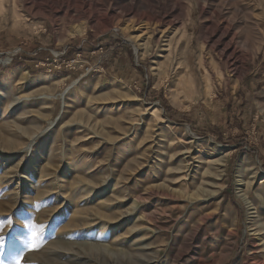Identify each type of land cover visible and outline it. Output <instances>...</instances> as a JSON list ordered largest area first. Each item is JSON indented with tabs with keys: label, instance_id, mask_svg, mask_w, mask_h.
Listing matches in <instances>:
<instances>
[{
	"label": "rangeland",
	"instance_id": "obj_1",
	"mask_svg": "<svg viewBox=\"0 0 264 264\" xmlns=\"http://www.w3.org/2000/svg\"><path fill=\"white\" fill-rule=\"evenodd\" d=\"M94 1L0 0V264H264V0Z\"/></svg>",
	"mask_w": 264,
	"mask_h": 264
},
{
	"label": "bare ground",
	"instance_id": "obj_2",
	"mask_svg": "<svg viewBox=\"0 0 264 264\" xmlns=\"http://www.w3.org/2000/svg\"><path fill=\"white\" fill-rule=\"evenodd\" d=\"M94 1V0H93ZM96 1V0H95ZM94 1V3H96ZM128 1V0H127ZM116 3L115 0H103V3L104 5L106 6L108 3H109V7H110V3ZM92 3V2H90ZM128 3V2H127ZM169 3H170V0H131V2L129 3V7H126V9L124 10L125 13H133L135 11V7H140V6H145V8H147L149 10L150 13L153 12L154 9H160L162 12L160 14H150L148 13V17L150 20L151 19H154V20H157L159 22H162L164 24H167V25H172L173 22L172 21H169L168 20V14L169 13H176V10L175 9V6H172L171 8H168L169 7ZM78 4V3H77ZM119 4V3H118ZM90 5V4H89ZM125 5V4H124ZM207 5V4H206ZM72 6V5H71ZM94 6L97 8L98 6L96 4H94ZM83 8V7H82ZM207 9V8H206ZM204 13H208L204 10ZM152 15V16H151ZM221 15V11L218 10V12L214 11L212 12V14H210L209 16V20H213L214 17L215 18H219ZM229 26V25H228ZM207 27V26H206ZM185 31V30H184ZM206 32H202V35L205 36V41L207 43L209 42H212L213 44V48L215 49H218L220 47V41H215L214 39V34L217 33L216 31H211L209 30L208 28L205 30ZM227 31V30H226ZM225 34V32H224ZM184 36H186L185 34H183ZM223 36V35H222ZM224 43V42H223ZM226 46V45H225ZM232 56V55H231ZM231 56H227V52H226V49H224L222 52H221V62L223 63V65L227 68L230 67V64H231ZM189 61V60H188ZM201 64L204 66L205 65V61L204 59H201ZM232 65V64H231ZM190 66V65H189ZM205 71V70H204ZM156 112L154 111L153 112V116H155ZM220 146V145H219ZM220 148H222V146H220ZM83 183V181H81ZM80 183V182H79ZM258 239V238H256ZM260 242L262 240H259ZM258 244V243H257ZM260 244V243H259ZM142 245V244H141ZM263 246V245H262ZM143 247V246H142ZM258 247V246H257ZM148 249V248H147ZM138 251V250H137ZM236 251V250H235ZM254 255V254H253ZM111 256V255H110ZM68 258V257H66ZM263 259V258H262ZM150 260V259H149ZM254 261V260H252ZM145 264H149V263H145Z\"/></svg>",
	"mask_w": 264,
	"mask_h": 264
},
{
	"label": "snow or ice",
	"instance_id": "obj_3",
	"mask_svg": "<svg viewBox=\"0 0 264 264\" xmlns=\"http://www.w3.org/2000/svg\"><path fill=\"white\" fill-rule=\"evenodd\" d=\"M32 250H35V249L33 248ZM16 264H20V261H19V260H17Z\"/></svg>",
	"mask_w": 264,
	"mask_h": 264
}]
</instances>
